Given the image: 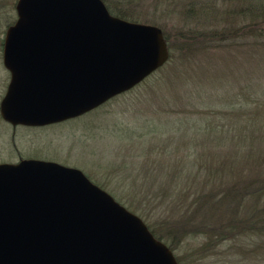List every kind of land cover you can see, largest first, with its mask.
Instances as JSON below:
<instances>
[{"label": "rangeland", "instance_id": "rangeland-1", "mask_svg": "<svg viewBox=\"0 0 264 264\" xmlns=\"http://www.w3.org/2000/svg\"><path fill=\"white\" fill-rule=\"evenodd\" d=\"M103 1L127 20L159 26L170 58L131 89L79 116L42 126H13L0 116V162L40 158L81 169L170 245L177 264H264V233L238 227L253 216L254 204L264 209V195L244 194L231 223L221 225V211L207 210L210 232L203 210L196 213L193 204L200 187H211L206 181L217 188L233 183L234 172L245 183L264 175V165L249 161L256 149L264 155L259 137L258 148L232 159V175L221 167L227 157L221 130L233 127L232 117L247 119L255 104H264V33L240 29L249 20L239 16L237 3L244 0ZM15 2L0 0V99L9 80L2 42L16 18ZM221 27L231 29L228 39L179 46L182 32Z\"/></svg>", "mask_w": 264, "mask_h": 264}, {"label": "water", "instance_id": "water-1", "mask_svg": "<svg viewBox=\"0 0 264 264\" xmlns=\"http://www.w3.org/2000/svg\"><path fill=\"white\" fill-rule=\"evenodd\" d=\"M2 63L0 116L42 126L131 89L169 57L162 29L109 12L103 0H16ZM0 264H177L137 214L81 169L0 162Z\"/></svg>", "mask_w": 264, "mask_h": 264}, {"label": "trees", "instance_id": "trees-1", "mask_svg": "<svg viewBox=\"0 0 264 264\" xmlns=\"http://www.w3.org/2000/svg\"><path fill=\"white\" fill-rule=\"evenodd\" d=\"M241 1V3H237V6L240 5L242 10L239 13V16L245 17L247 23H243L240 25V29L249 31L258 32L259 35L264 33V0H259L254 3H249ZM104 2V1H103ZM105 3V2H104ZM253 4V5H251ZM106 7L108 8L109 12L113 15L119 16L124 19H128L126 14L123 12H115L112 11L111 8L105 3ZM247 7V10L244 8ZM249 7V8H248ZM238 11V9H236ZM236 13V12H234ZM234 13H227L228 15H235ZM228 18V17H227ZM230 18V17H229ZM228 18V19H229ZM227 27V26H226ZM226 27H221V30L214 31L209 33L208 31H197L189 33L187 31L180 33L179 38L181 40L180 48H184L185 46L189 47L193 44L197 43L198 45L203 44L207 41H219L229 38L228 31L231 29H226ZM164 34V33H163ZM164 37L167 41V37L164 34ZM180 43V42H179ZM170 58V56H169ZM264 104H255L253 106V115H250L247 119L243 117H232V124L234 123L233 127L225 130H221V150L225 152L227 157L221 158V167L227 169L228 172L232 175L233 174V167L234 161L239 153H248L249 148H258L259 144L262 139H264V114L261 115V110L264 107ZM240 125V126H239ZM242 126V127H241ZM256 137L260 139V142L257 141ZM224 154L221 152V155ZM244 154L242 159H247V155ZM257 154V149L254 151V158H251V163L257 165L258 167H262L264 165V155ZM223 169V170H224ZM239 175L234 172V177L231 178L233 183H219V185H214L215 183L212 180L206 181L205 183H210L211 187L208 188L207 191H203L204 187H200L201 193L198 197H195L193 201L194 204V211L197 213L203 210V218L205 220L204 226L206 232L211 231L212 225L208 224L212 219V214H209L207 210L215 209L221 211L219 213L218 218L221 219V225L224 222H230L233 218H236V209L239 206L240 198L244 194L253 193L257 195V198L261 199V196L264 195V175L263 178L259 179L258 177L253 178L250 181L240 182ZM254 208L253 216L251 218H246L239 221L238 227H241V231L245 230H252L254 232H258L259 235L264 233V209H260L258 205L255 204L252 206ZM208 222V223H207ZM233 229L236 228V224H231ZM149 228V227H148ZM150 229V228H149ZM150 231L154 234L155 237L160 239V237L150 229ZM223 232L221 226V233ZM168 245V244H167ZM172 248L170 245H168ZM177 260V259H176Z\"/></svg>", "mask_w": 264, "mask_h": 264}, {"label": "flooded vegetation", "instance_id": "flooded-vegetation-1", "mask_svg": "<svg viewBox=\"0 0 264 264\" xmlns=\"http://www.w3.org/2000/svg\"><path fill=\"white\" fill-rule=\"evenodd\" d=\"M2 46H3V42H2ZM6 69V68H5ZM7 70V69H6ZM8 71V70H7ZM8 74L10 75L9 71H8Z\"/></svg>", "mask_w": 264, "mask_h": 264}]
</instances>
